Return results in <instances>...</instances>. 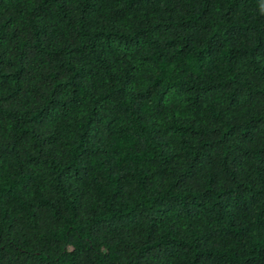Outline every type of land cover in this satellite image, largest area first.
<instances>
[{"label":"trees","instance_id":"1","mask_svg":"<svg viewBox=\"0 0 264 264\" xmlns=\"http://www.w3.org/2000/svg\"><path fill=\"white\" fill-rule=\"evenodd\" d=\"M0 264H264V0H0Z\"/></svg>","mask_w":264,"mask_h":264}]
</instances>
